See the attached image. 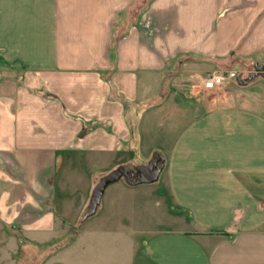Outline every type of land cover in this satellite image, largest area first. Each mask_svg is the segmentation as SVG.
Returning a JSON list of instances; mask_svg holds the SVG:
<instances>
[{
	"label": "crops",
	"instance_id": "1",
	"mask_svg": "<svg viewBox=\"0 0 264 264\" xmlns=\"http://www.w3.org/2000/svg\"><path fill=\"white\" fill-rule=\"evenodd\" d=\"M253 63L264 0H0V236L49 243L98 160L104 175L159 153L156 183L102 196L92 234L123 229L120 264H264V117L238 85ZM95 241L75 236L76 264Z\"/></svg>",
	"mask_w": 264,
	"mask_h": 264
},
{
	"label": "rangeland",
	"instance_id": "2",
	"mask_svg": "<svg viewBox=\"0 0 264 264\" xmlns=\"http://www.w3.org/2000/svg\"><path fill=\"white\" fill-rule=\"evenodd\" d=\"M252 72H253L252 69L245 70L243 68L242 71L243 80H247V78H249ZM242 90L246 93V95L248 94L247 98L249 97L254 99L257 96L260 106L258 107V109H256V111L257 113L262 114L264 117V80L261 79L260 77H257L251 80L250 82H248L242 88ZM163 118L165 119L164 122H167L170 119L166 115H164ZM183 123L184 120L181 121L178 127L175 125V127H177L176 129H169L168 135L163 134L161 138L164 141H170L174 139V137L181 132L182 130L181 125H183ZM106 164H107V160H98L97 170L94 169L89 170L90 169L89 168L88 174L83 175L84 178L86 176L87 183L89 185H91L92 183L91 179H93V177H97L93 187L95 186V184L98 182L100 177L103 176L100 174L102 173L101 171L105 169L104 167ZM84 168L87 169L85 166ZM118 183L121 184L122 181H119ZM74 187L76 188L73 189H76L78 191L77 195L75 196V201L79 205H81L82 201L84 200L81 195L87 197V194H85V192L87 193V188L83 187L81 184L78 185L77 183H75ZM58 197H61V195L58 194L56 200L57 203L61 200ZM87 203L85 207L87 206ZM100 214H101L100 212L96 213L93 217H91L86 222H84L80 228L77 226L78 219L73 224H70V227H65L64 225L67 223L64 224L62 223L63 224L62 227H59V229H55L52 237L47 240L49 243L43 246L31 245L29 242H27L28 240L22 235V233L19 230H15L12 232L8 231V233H6L5 235L0 236V264H56V263L76 264L77 256L76 253L74 252L73 242L75 236H77L78 234H82L85 237H89L90 235L93 236L96 240L94 246L93 245L85 246L84 249L85 252L82 255L84 257L83 258L84 264H120L121 263V261L119 260L120 257L125 258L128 251L127 246L123 245L122 243L124 242L123 241L124 239L122 237H118L119 235L117 234V233L122 234L123 229L116 228L118 224H115V222L112 223L109 222L107 223L108 226L107 231L110 232V236L106 238L99 236V234L93 235L92 234L93 230H94L93 232H98L97 229H99L102 225H106L98 222V217L100 216ZM121 222L124 223L123 220ZM128 224H129L128 227L130 226L129 227L130 230L132 229V231L134 232L139 231L136 230L138 228V226H135L136 224L138 225L136 220L134 221V224H131L129 222ZM145 224H146L145 222H142V225ZM132 225L134 227H132ZM115 231H117L116 234ZM90 232L91 234H88ZM136 238H137L136 240H139L141 237L136 236ZM123 246L126 248L123 249L122 248ZM122 264H124V262H122Z\"/></svg>",
	"mask_w": 264,
	"mask_h": 264
},
{
	"label": "water",
	"instance_id": "3",
	"mask_svg": "<svg viewBox=\"0 0 264 264\" xmlns=\"http://www.w3.org/2000/svg\"><path fill=\"white\" fill-rule=\"evenodd\" d=\"M244 67L252 69L253 72L247 80H238V85L245 86L248 82L257 77L264 80V67L262 65L253 63L244 65ZM163 166V157L159 153H154L146 165L119 166L100 177L91 190L87 206L79 216L77 226L81 227L84 222L97 213L104 191L108 186L119 181H122L128 187L152 185L158 181V178L163 170Z\"/></svg>",
	"mask_w": 264,
	"mask_h": 264
},
{
	"label": "built area",
	"instance_id": "4",
	"mask_svg": "<svg viewBox=\"0 0 264 264\" xmlns=\"http://www.w3.org/2000/svg\"><path fill=\"white\" fill-rule=\"evenodd\" d=\"M237 78L236 72L213 73L206 77L202 82L204 90H214L217 87L224 85L226 82L235 80Z\"/></svg>",
	"mask_w": 264,
	"mask_h": 264
}]
</instances>
